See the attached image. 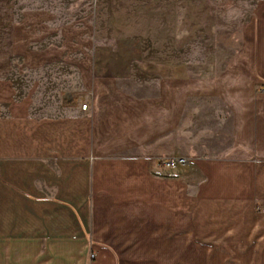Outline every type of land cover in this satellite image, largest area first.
Segmentation results:
<instances>
[{
	"label": "crops",
	"instance_id": "crops-1",
	"mask_svg": "<svg viewBox=\"0 0 264 264\" xmlns=\"http://www.w3.org/2000/svg\"><path fill=\"white\" fill-rule=\"evenodd\" d=\"M5 17L0 264H252L250 247L264 250V211L255 208L264 202V8L219 68L210 59L169 73L134 41L94 47L80 97L87 108L70 103L57 115L33 113L8 76L1 59L23 55L28 23ZM201 99L228 113L226 134L207 137L225 143L210 149L214 158L196 153L184 168L162 167V158L185 157L177 133Z\"/></svg>",
	"mask_w": 264,
	"mask_h": 264
},
{
	"label": "rangeland",
	"instance_id": "rangeland-1",
	"mask_svg": "<svg viewBox=\"0 0 264 264\" xmlns=\"http://www.w3.org/2000/svg\"><path fill=\"white\" fill-rule=\"evenodd\" d=\"M261 7L264 0H0L3 22L9 11V19L23 16L28 23L25 47L18 49L23 55L15 53L1 60L7 61L8 76L32 98L33 113L57 115L67 104L78 103L81 108L85 103L80 97L85 96L94 47L134 41L143 49L147 63L165 65L169 73L196 68L210 59L219 68L239 48L244 23ZM39 21H49L50 27ZM62 28L67 42H62ZM51 29L57 31L48 35ZM44 48L55 58L40 62L37 51ZM227 114L211 99L188 104L176 141L188 162L196 153L205 158L217 156L210 149L221 147L225 136L223 141L207 137L218 135L219 129L226 134ZM258 205L256 210L264 211V202ZM250 248L252 264H257L255 257H264V250L258 254Z\"/></svg>",
	"mask_w": 264,
	"mask_h": 264
},
{
	"label": "built area",
	"instance_id": "built-area-1",
	"mask_svg": "<svg viewBox=\"0 0 264 264\" xmlns=\"http://www.w3.org/2000/svg\"><path fill=\"white\" fill-rule=\"evenodd\" d=\"M86 108H87L86 102L82 103L81 109L85 110ZM160 164L162 167H165L168 169H174L180 165L188 164V160L185 157H166V158L160 159ZM90 257L93 258L94 254H91Z\"/></svg>",
	"mask_w": 264,
	"mask_h": 264
}]
</instances>
